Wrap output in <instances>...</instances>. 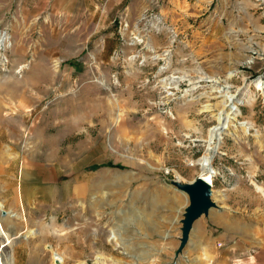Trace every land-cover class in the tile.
I'll return each instance as SVG.
<instances>
[{"label":"rangeland","instance_id":"obj_1","mask_svg":"<svg viewBox=\"0 0 264 264\" xmlns=\"http://www.w3.org/2000/svg\"><path fill=\"white\" fill-rule=\"evenodd\" d=\"M207 155L180 250L172 182ZM0 237L17 264H264V0H0Z\"/></svg>","mask_w":264,"mask_h":264},{"label":"water","instance_id":"obj_2","mask_svg":"<svg viewBox=\"0 0 264 264\" xmlns=\"http://www.w3.org/2000/svg\"><path fill=\"white\" fill-rule=\"evenodd\" d=\"M180 190L189 195L190 204L186 207L184 218L182 219V237L180 250L190 239V234L194 228L196 220L203 214H208L216 202L212 199V184L198 175L191 183H183L179 180L172 182Z\"/></svg>","mask_w":264,"mask_h":264},{"label":"bare ground","instance_id":"obj_3","mask_svg":"<svg viewBox=\"0 0 264 264\" xmlns=\"http://www.w3.org/2000/svg\"><path fill=\"white\" fill-rule=\"evenodd\" d=\"M260 84V81H257V85ZM227 100V99H226ZM228 101V100H227ZM226 101H223L221 102V104H225ZM229 109H233L232 107H230ZM224 111H222L219 115V121H220V125L223 126L224 124H228V122H230V119H229V116H230V113L227 112L225 115L223 113ZM214 134V130L211 131V135ZM211 157L210 156H206L205 158H203V163H202V174L201 176L207 180L209 183L213 184V175L211 173V170L209 169V167L207 166L208 164V161H211ZM194 181V180H193ZM127 216L129 217H133V219L135 220V215L132 214L131 212L127 214ZM7 222V221H6ZM5 222V223H6ZM10 227V226H9ZM116 229V228H114ZM107 235L108 236H111L112 235V240H116L118 238H116L117 236V233H114V232H111V231H107ZM9 237V236H8ZM116 238V239H115ZM3 237H0V243H3L4 241L2 240ZM57 255H59V260H60V263L59 264H67V259L66 257L60 255L59 253H56ZM208 257V256H207ZM210 258V257H209ZM17 254H16V251L13 250V251H10L7 249H2L0 250V264H17L18 261H17ZM78 264H87L86 261L82 260V261H79Z\"/></svg>","mask_w":264,"mask_h":264}]
</instances>
